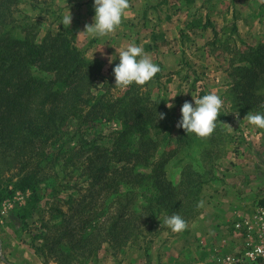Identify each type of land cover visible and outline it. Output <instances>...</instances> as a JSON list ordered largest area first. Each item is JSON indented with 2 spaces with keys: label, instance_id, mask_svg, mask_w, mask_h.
I'll return each instance as SVG.
<instances>
[{
  "label": "trees",
  "instance_id": "obj_1",
  "mask_svg": "<svg viewBox=\"0 0 264 264\" xmlns=\"http://www.w3.org/2000/svg\"><path fill=\"white\" fill-rule=\"evenodd\" d=\"M25 2L40 0H0V212L5 200L30 193L16 210L27 234L21 243L41 264H80L104 244L117 253L154 227L165 229L166 215L179 213L187 223L198 218L204 186L219 180L211 148L218 129L197 137L177 127L159 91L160 72L154 88L149 82L121 88L70 30L40 38V23L15 17ZM231 52L224 72L232 77L233 102L246 113L264 111V39ZM104 123L118 126L110 146L96 133ZM174 159L185 162L178 182L167 176ZM49 183L46 198L40 191Z\"/></svg>",
  "mask_w": 264,
  "mask_h": 264
},
{
  "label": "rangeland",
  "instance_id": "obj_2",
  "mask_svg": "<svg viewBox=\"0 0 264 264\" xmlns=\"http://www.w3.org/2000/svg\"><path fill=\"white\" fill-rule=\"evenodd\" d=\"M209 1L211 7L207 12L206 9L204 11L207 13L204 23H199L195 28L190 27L191 23L187 24V20L180 23L177 27V31L181 33L180 37L175 35L169 40L157 41L154 56L151 54L150 56L153 62L161 67L157 79L160 85L158 90L167 106L169 103L173 105L170 109L178 118L181 115V105L185 100H191V95L200 96L201 93L215 91L222 98L223 105L217 117L219 122L214 129L219 131L218 141L211 146L214 150L212 159L217 165L215 177L219 180L214 179L204 186L201 215L189 221L187 229L183 232L172 233L167 226L163 230L156 226L136 245L125 247L116 253L114 249L107 250L109 246L104 244L94 258L80 264H155L158 257L161 259L176 254L179 251L176 246L180 241L186 240L197 241L192 242L191 251L195 253L197 243L202 237L198 239L190 236V233L197 231L200 235L203 234L200 231L202 227L200 222L206 220L205 225H215L214 235L219 239L229 229L231 221L226 216L229 214L226 209L242 203L245 205L243 209L248 213L264 199V130L257 129L243 120L247 113L233 102L229 91L232 77L224 72L228 66V59L233 54L231 49L240 46L241 43L257 45L264 39V0H207ZM67 2L69 0L47 2L40 0L34 5L25 2L19 6L15 17L26 23H40L39 37L42 38L49 30L53 32L65 30L64 25L60 23L68 12L65 8H72L70 4L66 7ZM76 10L69 9L70 13H77ZM26 17H29L28 20ZM70 33L73 34V31L70 30ZM88 46L86 44L79 46L87 57L105 56ZM112 55L104 60L106 62L104 69L106 72L110 70V77L115 79L112 69L119 63V57L114 51ZM195 79L196 83L192 84ZM149 86L151 88L157 86L155 76L149 81ZM116 128L118 126L115 123H104L99 126L96 133L101 131L100 133L105 135L100 139L101 143L110 146L112 140L109 135ZM94 137V133L91 132L89 138ZM199 147L196 148L197 153L191 155L192 158L200 152ZM203 147L209 146L205 144ZM250 159L257 160L254 167H246L248 162H243ZM196 161L202 169L207 166L203 158L202 160L196 158ZM183 163L185 162L177 163L174 159L166 165L169 179L179 181ZM141 170L146 171L144 168ZM232 183L240 184L242 187L236 190ZM52 187L50 183L44 185L40 191L41 196L47 198ZM29 195V192H18L14 198L4 201L0 212V233L4 234V242L12 249L16 261H21V256L28 257L26 249L23 250L25 245L20 241L27 237V234L22 231V222L16 215V210L26 205ZM101 201L99 200V205ZM52 203L53 200L50 199L48 207ZM222 211L225 215H222ZM112 253H115V256ZM33 258L35 261L32 262L31 258L28 264H40L37 256ZM49 264L57 263L51 261Z\"/></svg>",
  "mask_w": 264,
  "mask_h": 264
},
{
  "label": "crops",
  "instance_id": "obj_3",
  "mask_svg": "<svg viewBox=\"0 0 264 264\" xmlns=\"http://www.w3.org/2000/svg\"><path fill=\"white\" fill-rule=\"evenodd\" d=\"M69 4L72 8H65V11L66 9H77V13H71L72 22L69 26L65 25L64 28L73 31L78 47L80 45L84 46V44L86 46L90 45L94 50L105 55L103 57L100 55L91 57V59L104 63H106L104 60L108 59V56H113V51L116 52L115 48L120 49L121 47L123 49L133 42L141 45L145 52L154 56L157 48L155 43L157 41H166L175 35L179 38L181 33L177 31V27L185 20H187V24L195 20L204 23L207 9L211 7L210 1L207 2V0H129V8L126 10L118 29L107 36L93 38L80 33L84 30L85 24L92 22L94 16L92 0H69L66 3V7H69ZM205 9L206 12H204ZM246 161L248 162L246 167H254L257 160L250 159L243 162ZM232 185L236 190L242 187L236 183H232ZM244 206L242 203L236 206L231 205L230 208L226 209L229 212L226 215L227 218L232 220L239 214H245ZM222 215H225L223 211ZM204 221L206 220L200 222L202 235L193 230L195 233L192 231L190 233V236H195L198 239L202 237L197 243L195 253L191 249L193 248L192 242H197L196 240L192 242L190 240L180 241L176 246L179 250L176 254L168 255L161 259L158 257L155 264H220L216 262L217 255L230 250V236L228 235L230 230H226L224 235L218 239L214 235L215 225L207 226ZM4 240V234L0 233V264H23V261L24 264H28L31 258L32 262L35 261L33 257H36V254L26 245L22 246L24 249L22 247L21 249H26L29 259L26 256H21V261H16L17 259H14L12 249L7 246Z\"/></svg>",
  "mask_w": 264,
  "mask_h": 264
},
{
  "label": "clouds",
  "instance_id": "obj_4",
  "mask_svg": "<svg viewBox=\"0 0 264 264\" xmlns=\"http://www.w3.org/2000/svg\"><path fill=\"white\" fill-rule=\"evenodd\" d=\"M92 4L94 9L92 22L85 24L84 30L80 33L93 38L104 37L116 31L129 8V0H92ZM71 22L72 16L68 9L60 24L69 26ZM115 49L119 57V63L112 69L115 86L126 88L132 84L144 85L161 71L160 65L154 63L144 48L135 42L128 44L126 48ZM191 97V100H185L181 105L177 127L182 128L187 134L207 137L213 133L219 122L217 117L223 100L215 91ZM168 107L172 108L173 105L169 103ZM164 116V113H159V119H163ZM243 120L257 129L264 130V111L251 110ZM164 224L172 233H181L188 227L187 221L179 213L166 215Z\"/></svg>",
  "mask_w": 264,
  "mask_h": 264
},
{
  "label": "built area",
  "instance_id": "obj_5",
  "mask_svg": "<svg viewBox=\"0 0 264 264\" xmlns=\"http://www.w3.org/2000/svg\"><path fill=\"white\" fill-rule=\"evenodd\" d=\"M229 230L230 250L218 254L217 263L264 264V204L233 218Z\"/></svg>",
  "mask_w": 264,
  "mask_h": 264
}]
</instances>
